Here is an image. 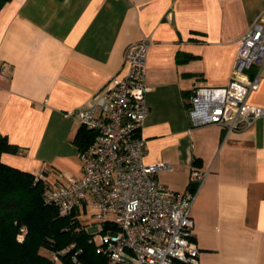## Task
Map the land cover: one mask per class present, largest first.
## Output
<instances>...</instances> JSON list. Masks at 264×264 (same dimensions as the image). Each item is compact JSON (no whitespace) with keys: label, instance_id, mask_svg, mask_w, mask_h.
<instances>
[{"label":"crops","instance_id":"obj_1","mask_svg":"<svg viewBox=\"0 0 264 264\" xmlns=\"http://www.w3.org/2000/svg\"><path fill=\"white\" fill-rule=\"evenodd\" d=\"M262 10L264 0H8L0 133L18 150L2 161L46 182L79 177L80 125L69 113L125 73L128 44L150 37L144 161L169 162L158 179L180 194L205 172L191 208L198 264H264V117L226 134L188 116L194 88L228 82L239 38ZM261 76L248 102L264 106V67Z\"/></svg>","mask_w":264,"mask_h":264},{"label":"built area","instance_id":"obj_2","mask_svg":"<svg viewBox=\"0 0 264 264\" xmlns=\"http://www.w3.org/2000/svg\"><path fill=\"white\" fill-rule=\"evenodd\" d=\"M151 43L150 37H142L128 44L123 52L125 73L110 76L88 104L69 113L95 137L80 152L81 175L65 183L47 182L43 196L61 214H90V223L96 226V251L107 255L108 264H198L200 251L190 237L191 208L205 172L194 171L195 189L180 194L158 179L160 172L172 170L169 162L144 161L146 140L141 130L149 113L146 78ZM262 67L264 10L239 38L228 82L194 88L190 125L214 123L226 134L252 127L264 117V106L248 102L261 83ZM7 76L0 68V80ZM35 175V180L45 179L43 173Z\"/></svg>","mask_w":264,"mask_h":264},{"label":"trees","instance_id":"obj_3","mask_svg":"<svg viewBox=\"0 0 264 264\" xmlns=\"http://www.w3.org/2000/svg\"><path fill=\"white\" fill-rule=\"evenodd\" d=\"M7 1L0 0V8ZM94 137L80 126L73 142L82 152ZM17 150L0 133V264H108L107 255L96 251L90 223L77 211L64 215L44 200L45 179L2 161V153Z\"/></svg>","mask_w":264,"mask_h":264},{"label":"rangeland","instance_id":"obj_4","mask_svg":"<svg viewBox=\"0 0 264 264\" xmlns=\"http://www.w3.org/2000/svg\"><path fill=\"white\" fill-rule=\"evenodd\" d=\"M84 223H90V214L82 217ZM89 230H96V226L93 223L87 224Z\"/></svg>","mask_w":264,"mask_h":264}]
</instances>
